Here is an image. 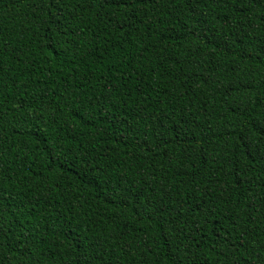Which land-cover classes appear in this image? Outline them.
I'll return each mask as SVG.
<instances>
[{
  "label": "trees",
  "instance_id": "1",
  "mask_svg": "<svg viewBox=\"0 0 264 264\" xmlns=\"http://www.w3.org/2000/svg\"><path fill=\"white\" fill-rule=\"evenodd\" d=\"M0 264H264V0H0Z\"/></svg>",
  "mask_w": 264,
  "mask_h": 264
}]
</instances>
